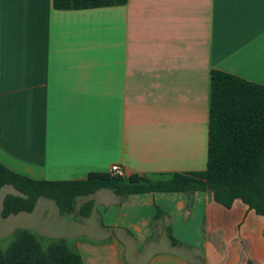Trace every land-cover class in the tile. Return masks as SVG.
I'll return each mask as SVG.
<instances>
[{"label":"crops","instance_id":"crops-1","mask_svg":"<svg viewBox=\"0 0 264 264\" xmlns=\"http://www.w3.org/2000/svg\"><path fill=\"white\" fill-rule=\"evenodd\" d=\"M213 69L264 84V0H0V162L45 180L205 170ZM89 199L88 217L58 208L69 231L49 237L84 264H264V215L241 199L101 188L78 208Z\"/></svg>","mask_w":264,"mask_h":264},{"label":"trees","instance_id":"trees-1","mask_svg":"<svg viewBox=\"0 0 264 264\" xmlns=\"http://www.w3.org/2000/svg\"><path fill=\"white\" fill-rule=\"evenodd\" d=\"M129 0H53L57 9H82L124 5ZM126 177L92 172L85 179H34L0 162V191L14 187L3 199L1 216L33 212L40 198L57 204L61 214L76 211L88 217L94 207L89 199L78 208V199L101 188L127 196L145 192H196L209 189L216 202L231 207L241 199L264 215V84L213 69L209 103L207 166L202 171ZM171 175V176H170ZM162 210L158 208L156 216ZM0 264H84L81 254L65 238H52L47 246L27 228H17ZM172 243L179 241L170 232Z\"/></svg>","mask_w":264,"mask_h":264},{"label":"rangeland","instance_id":"rangeland-1","mask_svg":"<svg viewBox=\"0 0 264 264\" xmlns=\"http://www.w3.org/2000/svg\"><path fill=\"white\" fill-rule=\"evenodd\" d=\"M8 190L14 189L10 185L5 186V188L0 194V206L2 205V196ZM51 204L52 208L49 210L50 212L46 216L42 215V207H39V209L33 214L24 213L8 220L0 216V231L4 233V235L1 236L2 238H0V249L6 250L14 240V232L5 233V231L11 230V228L13 227H31L29 229H34V232L37 233L38 236V233H41L40 231H42L43 234L39 237L44 246H47L49 244V237H51L52 235L54 236L55 234L68 232V225L70 223L68 225L63 224L64 222L62 221V217L58 213V207L56 206V203L54 201H51ZM69 216L70 215H67L65 218L67 220H71L69 219ZM45 232L47 234H45Z\"/></svg>","mask_w":264,"mask_h":264},{"label":"built area","instance_id":"built-area-1","mask_svg":"<svg viewBox=\"0 0 264 264\" xmlns=\"http://www.w3.org/2000/svg\"><path fill=\"white\" fill-rule=\"evenodd\" d=\"M109 173L115 176L126 177V171L118 164L111 166Z\"/></svg>","mask_w":264,"mask_h":264}]
</instances>
